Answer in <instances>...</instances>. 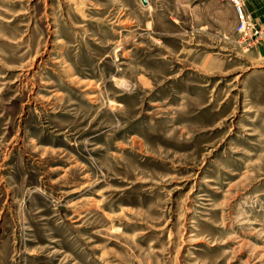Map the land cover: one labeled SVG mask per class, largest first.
<instances>
[{
    "label": "rangeland",
    "instance_id": "rangeland-1",
    "mask_svg": "<svg viewBox=\"0 0 264 264\" xmlns=\"http://www.w3.org/2000/svg\"><path fill=\"white\" fill-rule=\"evenodd\" d=\"M233 4L0 0V264H264Z\"/></svg>",
    "mask_w": 264,
    "mask_h": 264
},
{
    "label": "built area",
    "instance_id": "built-area-1",
    "mask_svg": "<svg viewBox=\"0 0 264 264\" xmlns=\"http://www.w3.org/2000/svg\"><path fill=\"white\" fill-rule=\"evenodd\" d=\"M236 8L238 16V24L236 27L237 33L241 36L242 41L248 47L264 44V26L258 25L254 21L250 20L241 11V5L238 0H231Z\"/></svg>",
    "mask_w": 264,
    "mask_h": 264
},
{
    "label": "crops",
    "instance_id": "crops-1",
    "mask_svg": "<svg viewBox=\"0 0 264 264\" xmlns=\"http://www.w3.org/2000/svg\"><path fill=\"white\" fill-rule=\"evenodd\" d=\"M241 5L242 13L250 20L254 21L258 25L264 26V0H238ZM226 8V7H225ZM230 15L237 19V12L235 5L230 8ZM238 21V19H237ZM259 55H264V48L260 47L257 50Z\"/></svg>",
    "mask_w": 264,
    "mask_h": 264
},
{
    "label": "water",
    "instance_id": "water-1",
    "mask_svg": "<svg viewBox=\"0 0 264 264\" xmlns=\"http://www.w3.org/2000/svg\"><path fill=\"white\" fill-rule=\"evenodd\" d=\"M143 5H147V0H141Z\"/></svg>",
    "mask_w": 264,
    "mask_h": 264
}]
</instances>
